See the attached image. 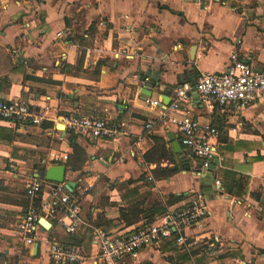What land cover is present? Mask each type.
Wrapping results in <instances>:
<instances>
[{
    "label": "crops",
    "instance_id": "0c3cea01",
    "mask_svg": "<svg viewBox=\"0 0 264 264\" xmlns=\"http://www.w3.org/2000/svg\"><path fill=\"white\" fill-rule=\"evenodd\" d=\"M232 52L264 68V0H0V99L50 108L40 125L0 120L13 131L11 144L0 143V264H55L51 242L77 246L83 264H264V100L239 112L230 104L207 108L193 89L174 113L218 131L221 185L209 193L200 189V161L181 144V132L158 120L178 86L221 73ZM142 78L154 80L150 94L141 93L149 83ZM72 114L105 120L118 133L94 139L58 130ZM76 147L87 156L79 170L50 159ZM55 164L66 165L70 192L91 185L82 223L70 234L46 217L50 226L40 225L27 245L15 229L29 202L26 185ZM40 179L48 198L54 182ZM195 191L209 213L186 229L189 244L172 237L142 249L136 261L98 257L96 229L126 236L185 206Z\"/></svg>",
    "mask_w": 264,
    "mask_h": 264
},
{
    "label": "built area",
    "instance_id": "2783aa9c",
    "mask_svg": "<svg viewBox=\"0 0 264 264\" xmlns=\"http://www.w3.org/2000/svg\"><path fill=\"white\" fill-rule=\"evenodd\" d=\"M149 78H145L148 82ZM195 90L207 108L215 106L224 108L228 104L236 111H242L257 101L264 100V68L253 69L237 52H232L224 71L216 74L202 75L195 84L183 83L175 89V98L168 108L161 112L158 120L174 126L182 134L181 144L200 161L199 171L211 167L215 157L218 158L215 138L216 127L201 123L190 114L176 116L183 103L188 102L189 92ZM149 107L160 104L158 100H147ZM48 106L35 107L21 99H0V120L13 125H40L46 119ZM65 129L77 136L89 138L114 139L118 130L105 120L92 116L72 114L61 117ZM154 124L152 119L146 122L150 130ZM50 159L65 163L68 154L52 152ZM45 181L36 178L27 183L25 192L28 204L24 214L17 220L15 229L20 239L27 245H33L38 240L39 218H55L67 233H74L82 223V196L91 187H78L70 192L64 183H53L48 198L42 197V185ZM220 187V181L215 180ZM208 207L205 195L201 191L192 192L188 203L177 209L167 210L157 221L142 226L126 236L114 237L107 232L96 229L94 241L98 257L108 262H119L125 259L136 261L140 251L148 246L156 245L168 238H176L177 243L187 245L190 238L185 234L193 224L202 222L208 217ZM49 254L55 264H83L86 258L81 250L74 245H63L57 242L49 244Z\"/></svg>",
    "mask_w": 264,
    "mask_h": 264
},
{
    "label": "water",
    "instance_id": "95a60500",
    "mask_svg": "<svg viewBox=\"0 0 264 264\" xmlns=\"http://www.w3.org/2000/svg\"><path fill=\"white\" fill-rule=\"evenodd\" d=\"M143 81H145V78H142ZM156 80V78H155ZM149 83H146V85L144 86V88L141 90L142 94H145V91L148 92L149 94L150 92V87L154 84V80H148ZM57 129L61 130L64 132L65 130V126L62 125H57ZM173 146L176 148H180V145L178 142L173 141ZM218 166V158L215 157L212 165L209 169L207 170H202L199 173L200 176V181H201V187L200 189H202L205 193H209L212 192L213 188L212 185H215V171L216 168ZM65 174H66V165L65 164H55V165H51L48 166L46 168H43L41 170H39L36 173V177L37 178H44L46 181L48 182H54V183H64L65 187L67 188V190L71 191L74 186L75 183L74 182H66L65 181ZM39 223L41 226L48 228L50 226V223L47 219L41 217L39 218ZM37 247V245H36Z\"/></svg>",
    "mask_w": 264,
    "mask_h": 264
},
{
    "label": "trees",
    "instance_id": "16d2710c",
    "mask_svg": "<svg viewBox=\"0 0 264 264\" xmlns=\"http://www.w3.org/2000/svg\"><path fill=\"white\" fill-rule=\"evenodd\" d=\"M69 41H74V39L69 38ZM96 118V117H94ZM12 138H13V131H11V129H8L6 127H2L0 126V143H9L11 144L12 142ZM162 157H164V154H161ZM86 154L85 151L83 149H81L80 147H76L73 152L68 155V160L66 161L67 166L73 170H79L82 168V166L84 165L85 161H86ZM39 167V166H38ZM233 178H237V185H236V193L240 194L241 193V177L239 175L236 174H232ZM153 223V221H148L147 223H145V225H149Z\"/></svg>",
    "mask_w": 264,
    "mask_h": 264
}]
</instances>
